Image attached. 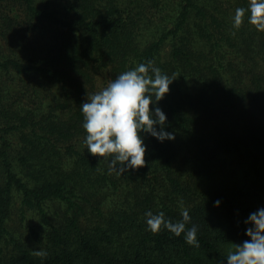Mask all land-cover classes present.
<instances>
[{
	"label": "trees",
	"instance_id": "16d2710c",
	"mask_svg": "<svg viewBox=\"0 0 264 264\" xmlns=\"http://www.w3.org/2000/svg\"><path fill=\"white\" fill-rule=\"evenodd\" d=\"M248 3L0 0V264H227L264 207V32L233 26ZM148 61L173 79L157 106L175 138L141 133L144 166L110 173L80 105ZM16 199L40 222L24 239ZM181 201L199 247L146 226Z\"/></svg>",
	"mask_w": 264,
	"mask_h": 264
},
{
	"label": "clouds",
	"instance_id": "9594fccd",
	"mask_svg": "<svg viewBox=\"0 0 264 264\" xmlns=\"http://www.w3.org/2000/svg\"><path fill=\"white\" fill-rule=\"evenodd\" d=\"M246 12L248 23L264 32V0H249L247 8L237 7L234 27L242 24ZM172 80L152 61L139 63L120 73L80 105L86 149L91 155L102 157L110 173L122 175L128 169L144 166L146 145L141 133H147L159 142L175 138L172 132L165 130L167 117L157 106L168 93ZM180 203L181 219L173 222L163 211L154 214L149 210L144 213L146 226L152 233L159 232L161 227L175 236L183 233L189 245L199 247L197 226L192 224L187 228L191 216L188 208L183 207V201ZM219 203V200L215 201L214 206ZM245 223L250 225L245 230L248 238L228 252L227 264H264V207L250 213ZM33 254L42 258L48 255L44 249L34 250Z\"/></svg>",
	"mask_w": 264,
	"mask_h": 264
},
{
	"label": "rangeland",
	"instance_id": "374dc122",
	"mask_svg": "<svg viewBox=\"0 0 264 264\" xmlns=\"http://www.w3.org/2000/svg\"><path fill=\"white\" fill-rule=\"evenodd\" d=\"M26 224L40 231V222L37 216L31 212L20 209L16 199L15 205L13 206L11 211L8 228L16 238L24 239L26 237Z\"/></svg>",
	"mask_w": 264,
	"mask_h": 264
}]
</instances>
